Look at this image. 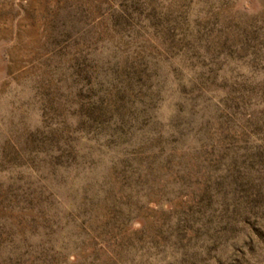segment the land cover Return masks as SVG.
<instances>
[{
	"label": "rangeland",
	"instance_id": "1",
	"mask_svg": "<svg viewBox=\"0 0 264 264\" xmlns=\"http://www.w3.org/2000/svg\"><path fill=\"white\" fill-rule=\"evenodd\" d=\"M0 264H264V0H0Z\"/></svg>",
	"mask_w": 264,
	"mask_h": 264
}]
</instances>
